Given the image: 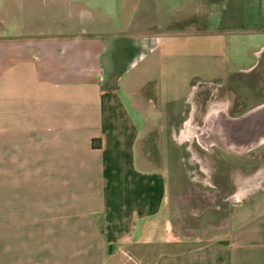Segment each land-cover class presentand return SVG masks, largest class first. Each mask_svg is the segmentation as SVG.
<instances>
[{
  "label": "crops",
  "instance_id": "obj_1",
  "mask_svg": "<svg viewBox=\"0 0 264 264\" xmlns=\"http://www.w3.org/2000/svg\"><path fill=\"white\" fill-rule=\"evenodd\" d=\"M37 1L32 22L54 28L0 31V264H264V211L199 246L161 236L167 185L141 150L140 94L212 72L244 34L260 56L264 0H49L46 15ZM22 3L0 0L1 18L22 21Z\"/></svg>",
  "mask_w": 264,
  "mask_h": 264
},
{
  "label": "rangeland",
  "instance_id": "obj_2",
  "mask_svg": "<svg viewBox=\"0 0 264 264\" xmlns=\"http://www.w3.org/2000/svg\"><path fill=\"white\" fill-rule=\"evenodd\" d=\"M23 2L25 18L11 24L0 16V31L31 35L54 28L46 16L32 22L31 5L37 3ZM37 2L46 15L49 0ZM156 4L151 0L152 12ZM19 8L21 4L14 13L19 15ZM190 21L170 18L161 28L187 27ZM245 37L228 43L226 59H215L212 72L185 76L179 90H162L153 79L140 92L151 106L141 150L151 169L164 172L167 202L159 226L161 231L166 228L161 236L172 239L174 249L215 238L238 211L240 218L264 211V139L235 152L225 147L220 131L227 121L235 127L239 119L264 106V52L254 54L263 42ZM251 64L254 71H238ZM217 131L219 135H213Z\"/></svg>",
  "mask_w": 264,
  "mask_h": 264
},
{
  "label": "bare ground",
  "instance_id": "obj_3",
  "mask_svg": "<svg viewBox=\"0 0 264 264\" xmlns=\"http://www.w3.org/2000/svg\"><path fill=\"white\" fill-rule=\"evenodd\" d=\"M263 110L264 108H258L245 115L239 119L240 123L235 125V127H231V123L227 121L229 125L220 128L222 138L226 144L225 147L231 148L235 152H240L249 142L253 141L257 143L261 139H264V127H259L262 122ZM216 133L213 135H219V131Z\"/></svg>",
  "mask_w": 264,
  "mask_h": 264
},
{
  "label": "water",
  "instance_id": "obj_4",
  "mask_svg": "<svg viewBox=\"0 0 264 264\" xmlns=\"http://www.w3.org/2000/svg\"><path fill=\"white\" fill-rule=\"evenodd\" d=\"M262 108H264V106L260 107L259 109H262ZM257 109H258V108H257ZM262 113H263V116H262L261 126H262V124L264 123V110L262 111ZM262 113H260V114H262Z\"/></svg>",
  "mask_w": 264,
  "mask_h": 264
},
{
  "label": "flooded vegetation",
  "instance_id": "obj_5",
  "mask_svg": "<svg viewBox=\"0 0 264 264\" xmlns=\"http://www.w3.org/2000/svg\"><path fill=\"white\" fill-rule=\"evenodd\" d=\"M206 146V145H205Z\"/></svg>",
  "mask_w": 264,
  "mask_h": 264
}]
</instances>
